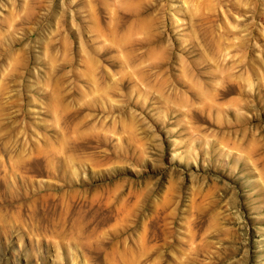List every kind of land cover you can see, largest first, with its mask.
Segmentation results:
<instances>
[{"label":"rangeland","instance_id":"rangeland-1","mask_svg":"<svg viewBox=\"0 0 264 264\" xmlns=\"http://www.w3.org/2000/svg\"><path fill=\"white\" fill-rule=\"evenodd\" d=\"M0 264H264V0H0Z\"/></svg>","mask_w":264,"mask_h":264}]
</instances>
